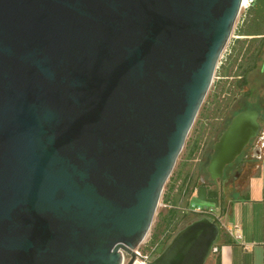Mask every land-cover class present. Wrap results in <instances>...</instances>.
<instances>
[{
	"label": "water",
	"instance_id": "1",
	"mask_svg": "<svg viewBox=\"0 0 264 264\" xmlns=\"http://www.w3.org/2000/svg\"><path fill=\"white\" fill-rule=\"evenodd\" d=\"M243 0H0V264H123L153 223ZM261 129L238 112L198 189ZM218 218L149 264H206Z\"/></svg>",
	"mask_w": 264,
	"mask_h": 264
},
{
	"label": "crops",
	"instance_id": "2",
	"mask_svg": "<svg viewBox=\"0 0 264 264\" xmlns=\"http://www.w3.org/2000/svg\"><path fill=\"white\" fill-rule=\"evenodd\" d=\"M216 76L215 84L233 76L237 79L248 78L241 94L264 92V0H256L253 6L241 10L218 64ZM215 93L216 86L210 93L203 115H209L213 109ZM194 150L195 135L163 193L165 207L161 211L164 213L174 203H178L177 207L187 209L193 206L206 207L196 204V191L186 198H182L179 193L184 177L191 173ZM249 171L245 188L224 205V231L215 244L218 250L211 253L206 264H264V148L256 156ZM196 175L201 177L199 168Z\"/></svg>",
	"mask_w": 264,
	"mask_h": 264
},
{
	"label": "trees",
	"instance_id": "3",
	"mask_svg": "<svg viewBox=\"0 0 264 264\" xmlns=\"http://www.w3.org/2000/svg\"><path fill=\"white\" fill-rule=\"evenodd\" d=\"M255 1L256 0H254L251 6H253ZM231 74H235V72H232ZM247 82L248 78L246 77L237 79L235 76H233L232 78L228 77L226 80H223L220 83H213V87L216 86V93L213 99V109H211L209 115H203L205 106L202 107V112L200 114L202 115L203 120L200 121V126L195 131V150L192 154V157H195V154L199 151L203 144H214L228 126V123L232 117L244 109L242 108L236 110L232 115L229 113L235 101H237L240 97L250 94L240 93L242 87L246 85ZM212 140H214L213 143ZM237 160L226 167L225 177H228L229 172L234 169ZM197 169L198 166H196V164L192 165L191 173L186 175L180 184L179 193L182 198L192 196L196 191L200 180L196 175ZM177 204L178 203H174L173 206L165 213L163 211H160L159 213V219L152 234V243L158 241L163 236L165 237L164 242L159 248V254L162 253L175 233L178 232L182 227L196 219L208 216L205 213L187 209V207H177ZM223 231L224 228L221 226V234Z\"/></svg>",
	"mask_w": 264,
	"mask_h": 264
},
{
	"label": "rangeland",
	"instance_id": "4",
	"mask_svg": "<svg viewBox=\"0 0 264 264\" xmlns=\"http://www.w3.org/2000/svg\"><path fill=\"white\" fill-rule=\"evenodd\" d=\"M216 77L217 76L215 74L214 80L217 79ZM213 89H214V87L212 85L207 96H206V98H205V100H204V102H203V104H202V107H204L208 103L210 93H212ZM202 107H201L199 114L195 120V123L193 124V127H192V129H191V131L187 137L185 146H184L181 154L179 155V158L176 162L174 170H176L177 165L180 162V159H182V157L185 155L186 149L188 148V145H189L191 139L194 137L196 129L200 126V121L202 120V115L200 114L202 112ZM242 108H244V109H256L260 112L261 129H260L258 135L264 136V92L255 93V91H254L252 94H249L247 96H243L240 99H238L234 108L230 112V115H232L234 111L242 109ZM230 121H229V123H230ZM226 123H228V122H226ZM258 140H259V138L256 137L254 139L253 143L250 146H248L246 149V161H248L246 166H242L241 169H238V170L235 169V170H232L229 172L228 178L226 179L225 186H224V197L226 198L225 203H227L230 199L235 197L238 192L242 191L245 188L247 176L250 173V171H249L250 167L254 164V160L256 158V157L251 158V152L253 150V147H255L257 145ZM213 148H214V144H209V145L205 144V146H204L205 150L202 153V155H200L201 157L196 159V156L198 154V153H196L195 157L191 158V164L192 165L196 164V166H198L202 180L207 179L209 181V179H210V175L207 171V166L209 164L211 154L213 152ZM174 170H173V172H174ZM171 176H172V174H171ZM169 181H170V178L165 185L164 191H165ZM164 191H163V193H164ZM196 194H197V192H196ZM194 200H195L196 204H199L202 206H209L210 205V203H207V202L199 199L198 197H195ZM164 207H165V204L163 203V195H162L160 202H159V205H158V208H157V211H156V214H155V217H154V220H153V223L151 225L149 232L147 233L146 237L144 238V240H146V239L148 240L152 236L153 231L156 227L157 221L159 219L158 218L159 213ZM217 213H220L219 209H218Z\"/></svg>",
	"mask_w": 264,
	"mask_h": 264
},
{
	"label": "built area",
	"instance_id": "5",
	"mask_svg": "<svg viewBox=\"0 0 264 264\" xmlns=\"http://www.w3.org/2000/svg\"><path fill=\"white\" fill-rule=\"evenodd\" d=\"M253 2L254 0H243L241 10L248 9L252 5ZM204 146L205 145L203 144L202 147L197 152L198 154L196 156V159L201 157L200 155H202V153L205 150ZM191 209L196 212L205 213L209 217H212V219L218 218V223L220 224V226L223 227L222 217L220 216V213H217L218 211L217 208L208 207V206L207 207L193 206ZM164 239L165 237L163 236L158 241L152 243V236H151L150 239L144 240L140 245H138L134 249L136 256L132 264H149L151 261H153L159 255L158 251H159L161 244L164 242ZM217 250L218 248L215 245L212 252H216ZM131 259H132V256L130 254H125L123 264H128Z\"/></svg>",
	"mask_w": 264,
	"mask_h": 264
},
{
	"label": "flooded vegetation",
	"instance_id": "6",
	"mask_svg": "<svg viewBox=\"0 0 264 264\" xmlns=\"http://www.w3.org/2000/svg\"><path fill=\"white\" fill-rule=\"evenodd\" d=\"M256 137H258L259 140H258L257 145L255 147H253V150L251 152V158H255L258 155V153H260L264 148V136L257 135ZM255 138H253L251 140V142L246 146L244 151L237 157L238 160L236 159L237 163H236L233 170H235V169L238 170V169H241L242 166H246V164L248 163V161H246V149L248 146H250L253 143ZM236 160L234 162H236ZM227 178L228 177H225V174H224V178H223V202H224V205H225V199H226L224 197V186H225V182H226ZM199 179H200L199 184H198L197 189H196L197 197H198V189L201 185H206L208 187V190H220L221 189V181L220 180H218L216 182V181L212 180L211 178L209 179V181L207 179L202 180L201 177ZM207 203H210V202H207ZM208 207L216 208L214 203H210V205ZM217 209H219V208H217Z\"/></svg>",
	"mask_w": 264,
	"mask_h": 264
}]
</instances>
